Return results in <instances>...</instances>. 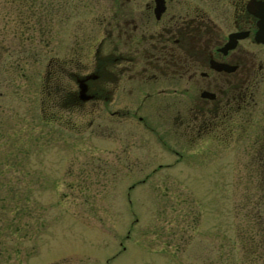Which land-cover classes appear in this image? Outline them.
<instances>
[{"label":"rangeland","instance_id":"obj_1","mask_svg":"<svg viewBox=\"0 0 264 264\" xmlns=\"http://www.w3.org/2000/svg\"><path fill=\"white\" fill-rule=\"evenodd\" d=\"M35 2L34 31L62 36L51 47L30 39L18 1L0 0V264H264L261 177L235 150H182L171 128L162 148L128 121L104 133L80 112L50 122L51 58L111 0Z\"/></svg>","mask_w":264,"mask_h":264},{"label":"flooded vegetation","instance_id":"obj_2","mask_svg":"<svg viewBox=\"0 0 264 264\" xmlns=\"http://www.w3.org/2000/svg\"><path fill=\"white\" fill-rule=\"evenodd\" d=\"M86 28H68L66 54L51 58L50 122L60 110L87 114L104 133L128 121L162 148L171 128L182 150L220 160L235 150L264 190V0H111ZM38 35L49 47L62 37L54 25Z\"/></svg>","mask_w":264,"mask_h":264},{"label":"trees","instance_id":"obj_3","mask_svg":"<svg viewBox=\"0 0 264 264\" xmlns=\"http://www.w3.org/2000/svg\"><path fill=\"white\" fill-rule=\"evenodd\" d=\"M16 1H18V6H20V10H21L20 12L23 15L22 17H24V19H28L27 21L23 20V22L25 23L23 26L27 28V30L25 31H28L29 33H31L29 34V35H32L30 36V39H31V37L33 38V35H34V28L36 27L35 24H37L34 21V14H35L34 9H35L36 2L35 0H16ZM27 11H30L29 12L30 14L29 13L26 14L25 12ZM4 53H5L4 49L2 51L0 50V58L2 57V55H5Z\"/></svg>","mask_w":264,"mask_h":264}]
</instances>
